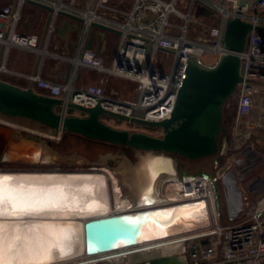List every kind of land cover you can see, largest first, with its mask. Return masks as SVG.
<instances>
[{"label":"built area","instance_id":"built-area-1","mask_svg":"<svg viewBox=\"0 0 264 264\" xmlns=\"http://www.w3.org/2000/svg\"><path fill=\"white\" fill-rule=\"evenodd\" d=\"M133 1L130 10L121 9L126 20L120 26L99 20L101 16L97 9L116 10L111 0H91L90 15H80L85 19L86 30L93 22H101L121 31L111 64L107 65L102 55L85 44L79 56L73 59L75 72L79 66L96 70L101 76L98 83L75 86L43 78L37 73L28 75L29 78L46 94L65 101L88 107L101 102L109 110L152 121L170 118L187 76L189 57L197 54L203 61V55L211 51L218 60L227 51L224 42L226 19L237 14L239 6L236 0H187V10L182 11L180 0ZM23 2L25 0H19L16 5H0V41L5 44L6 54L11 46L35 49L41 40L38 33L18 29ZM199 4L216 11L219 19L206 32L199 33L196 40L189 30L193 11ZM255 9L264 11V0H258ZM242 16L255 23H264V16L250 12L247 7L243 8ZM54 30L52 22L48 38ZM241 57L243 79L235 93L237 105L231 118L232 126L221 135L213 174L217 184L223 183L226 199L233 195L236 186L243 207L236 217L222 222L223 215L221 208H217L210 179L202 175H182L180 181L184 184L189 177L200 179L196 196L206 197L209 201L214 225L212 230L186 242V264H264V170L259 171L264 165V153L256 149L258 146L253 139L257 134L259 142V138L264 137V129L251 127L252 123H264V29L250 31ZM112 76L136 82L135 93L125 98L111 91L109 82ZM112 104L124 105L128 111L114 110ZM135 124L153 135H163L162 128Z\"/></svg>","mask_w":264,"mask_h":264},{"label":"water","instance_id":"water-1","mask_svg":"<svg viewBox=\"0 0 264 264\" xmlns=\"http://www.w3.org/2000/svg\"><path fill=\"white\" fill-rule=\"evenodd\" d=\"M19 0H15V4ZM258 0H236L237 14L226 19L224 42L227 51L216 63L209 65L199 55L189 57L187 76L179 89L174 111L170 118L162 121L146 120L105 108L101 102L93 107L74 101H65L40 90L33 79L23 87L0 77V114L10 117L31 119L59 136L73 133L90 139L131 147L139 153V160L132 163L131 170H138L139 165L154 161L164 165L168 174L176 171L179 178L187 174L182 172L180 158L199 160L215 157L220 149V138L225 124V109L242 81L241 53L246 49L249 33L253 28L264 29V25L255 23L251 18L242 16L243 8L255 10ZM49 10L46 30L42 35L40 47L48 38L50 24L57 15L84 22L85 19L73 12L56 8L39 0H25ZM215 13L204 5H197L196 14ZM103 30H120L101 22H93ZM152 43L149 42V47ZM6 55L5 44L0 51V67ZM41 55H38V60ZM38 68V62L34 75ZM1 70V69H0ZM73 110V111H72ZM111 117L122 121L138 123L153 128H162L163 135L156 136L146 131L119 128L105 120ZM252 128L264 129V123H252ZM54 138L45 139L40 134L29 132L20 126L0 120V168L4 170L30 171L51 169L35 167L37 164H61L56 157L58 152L49 147ZM52 154H50V153ZM44 153L50 156L44 159ZM179 159V160H178ZM10 164H26L5 166ZM59 166V165H58ZM61 168V167H59ZM71 169V168H69ZM72 170V169H71ZM209 185L216 194V205L220 209L222 202L219 187L213 172H203ZM226 199L230 217H236L243 207V199L238 189ZM126 193V192H125ZM137 203V202H136ZM158 204L152 198L147 205H137L130 210H115L103 215L89 217L84 223L85 253L96 256L85 261L69 260L60 264H186V257L164 252L162 243H149L152 238L141 240L143 224L146 218L157 212ZM136 214V217L133 215Z\"/></svg>","mask_w":264,"mask_h":264},{"label":"bare ground","instance_id":"bare-ground-1","mask_svg":"<svg viewBox=\"0 0 264 264\" xmlns=\"http://www.w3.org/2000/svg\"><path fill=\"white\" fill-rule=\"evenodd\" d=\"M112 106L114 110L128 111L124 105ZM45 154L44 159H47L50 155ZM145 165L139 171L143 183L122 180L127 175L125 171L118 176L121 179V194L124 191L134 193L137 203L128 195L120 196L117 191L112 190L110 174L105 170H71L59 168L60 165L30 171L0 168V188L8 189L13 196L6 204L0 203V213L5 209L9 213L0 217V223L9 224L13 234L21 237L19 245L6 248L0 258L13 260L15 264H40L45 253L50 251L51 259L43 260V264L92 259L99 255L89 256L85 253V221L89 217L115 210H130L137 205H147L150 198L154 204H158L157 212H152L145 219L140 239L152 238L154 240L147 244L162 243L160 247L164 252L185 258L186 242L206 233L204 231L213 224L209 201L206 197L196 196L200 179L189 177L184 184L176 171L168 174L164 165L152 160ZM2 196L3 193L0 192V197ZM52 203L58 206L44 207L38 212L26 211L33 206ZM215 215L218 216L216 207ZM16 229L19 230L15 231ZM25 237L28 238L27 241ZM25 244L26 247H21ZM61 249L67 254H62Z\"/></svg>","mask_w":264,"mask_h":264},{"label":"crops","instance_id":"crops-1","mask_svg":"<svg viewBox=\"0 0 264 264\" xmlns=\"http://www.w3.org/2000/svg\"><path fill=\"white\" fill-rule=\"evenodd\" d=\"M39 1L55 5L56 8H61L82 16L86 14L90 15L92 8L91 0ZM186 1L180 0V10H187ZM4 3H12L14 5L15 0H0V5ZM133 3V0H111V5L116 10L97 9V12L101 16L99 20L113 26H120L126 20L121 9L130 10ZM211 10L214 11L213 9ZM214 12L212 14L209 12L196 14L195 8L191 24L196 26V30L197 27H202V29L207 31L219 19V14L216 11ZM48 14L49 10L46 8L30 2H23L21 5V19L18 24V29L38 33L42 39V35L47 26ZM53 23L55 30L51 37L46 39L43 47H40L39 43L35 49H25L19 46H11L9 48L2 61V65L5 66L0 70V73L4 72V76H0L2 79L26 87L31 81L28 75L34 74L36 63L38 62L36 73L40 74L43 78H51L64 84L73 83L75 86L99 82L101 76L96 70L79 66L75 72L76 66L73 59L79 56L82 45L85 44V47L93 48L102 55L107 65L111 64L120 41V34L114 31L103 30L93 25L86 30L84 22L64 15H57ZM84 34L86 37L85 41ZM3 44L0 41V51ZM39 54L41 57L38 60ZM216 61L217 57L213 54L212 60L204 62L212 65ZM128 195L133 196L132 194ZM133 202H136L135 199Z\"/></svg>","mask_w":264,"mask_h":264},{"label":"rangeland","instance_id":"rangeland-1","mask_svg":"<svg viewBox=\"0 0 264 264\" xmlns=\"http://www.w3.org/2000/svg\"><path fill=\"white\" fill-rule=\"evenodd\" d=\"M252 13H255L252 12ZM264 25V23H263ZM191 36L198 40V34L204 32L205 30L202 29V27H197L190 23V30ZM196 36V37H195ZM213 58V52L207 51L203 55L204 61L212 60ZM4 73V72H3ZM3 73H0V76H4ZM137 83L134 81H131L127 78L122 77H110L109 82V89L111 91H115V93L118 96L130 98L136 91ZM237 105V96L234 95L230 100L228 101L225 109V119L228 120V123L231 124V118L235 112ZM2 118L1 120H5L6 122L12 123V124H18L21 127L25 128L27 131L35 132L40 134L45 139H51L54 137L51 134V130L43 126L40 123H37L31 119L24 118V117H10L2 115L0 116ZM105 120L119 128H128L131 130H142V128L135 123H128L127 121L118 120L111 117H105ZM253 139L257 143L258 150H261L262 153H264V137L258 140V135L255 134L253 136ZM51 149L58 152L59 155H56V157L61 161V164H37L35 167H50V166H57L60 165L61 168H73V169H94V170H105L110 174V183L112 190H115L119 193V195L127 196L128 194H132L133 196H129L133 198L135 196L134 193L127 191V193L121 194V191L119 188H121L119 184V180H121L118 176L120 172H127L129 167H132V163H136L139 160V153L134 150L131 147L127 146H121L117 144L107 143L103 141H98L94 139H90L81 135L77 134H62L59 136L54 137V140L51 145H49ZM50 153V152H49ZM51 154V153H50ZM49 154H45V156H48ZM262 156V155H261ZM214 156L213 157H206L199 160H188L180 158V164L182 172L186 171L188 176H199L202 175L203 172H214L215 171V163H214ZM179 160V159H178ZM146 164V163H145ZM144 163L139 165V171L140 169H144L146 167ZM5 166H11V165H21L22 167H27L26 164H10L5 163ZM264 170V165L259 168V171ZM138 170H131V172H127V175L122 180H125L127 182H134L138 183L143 181L142 175L139 173ZM264 172V171H263ZM256 173V171H255ZM118 177V179H117ZM219 187V194L221 195L222 200V206H221V213L223 215L222 222H227L231 217L229 216L228 210H227V203L225 198V190L224 185L222 182H218ZM241 188V186H240ZM127 196V197H128ZM213 223V221H212ZM212 225L210 228H208L206 231L213 229ZM203 234V233H202ZM196 238V237H195ZM195 240V239H194ZM193 241V240H192ZM187 256V255H186Z\"/></svg>","mask_w":264,"mask_h":264},{"label":"snow or ice","instance_id":"snow-or-ice-1","mask_svg":"<svg viewBox=\"0 0 264 264\" xmlns=\"http://www.w3.org/2000/svg\"><path fill=\"white\" fill-rule=\"evenodd\" d=\"M7 179V178H5ZM15 191V190H13ZM0 192L3 193V196L0 197V203L6 204L9 200L13 199L12 192H10L8 189L0 188ZM58 205L55 203L52 204H42L39 207L33 206L31 208L26 209V211H40L44 207H57ZM15 207V205H14ZM9 213L6 211V209L0 213V217L7 216ZM19 229H16L15 231H18ZM25 241L28 240L27 237L24 238ZM21 241V237L19 235L13 234L12 227L7 223H0V254L6 249V248H15L19 245V242ZM21 247H26L25 245H21ZM62 254L66 255L67 252H65L63 249H61ZM51 259L50 251L45 253L43 256L40 264H43V260ZM0 264H15L13 260H4L0 258Z\"/></svg>","mask_w":264,"mask_h":264},{"label":"trees","instance_id":"trees-1","mask_svg":"<svg viewBox=\"0 0 264 264\" xmlns=\"http://www.w3.org/2000/svg\"><path fill=\"white\" fill-rule=\"evenodd\" d=\"M255 13L264 16V11H260L259 9H255ZM229 128H230V124L228 123V120L227 121L225 120L223 132L229 131ZM65 134H67V133H65ZM70 134H73V133H70Z\"/></svg>","mask_w":264,"mask_h":264},{"label":"flooded vegetation","instance_id":"flooded-vegetation-1","mask_svg":"<svg viewBox=\"0 0 264 264\" xmlns=\"http://www.w3.org/2000/svg\"><path fill=\"white\" fill-rule=\"evenodd\" d=\"M0 116H2V114H0ZM2 118H0V120H1ZM2 121V120H1ZM214 159V161H215V159H216V157L215 158H213Z\"/></svg>","mask_w":264,"mask_h":264}]
</instances>
